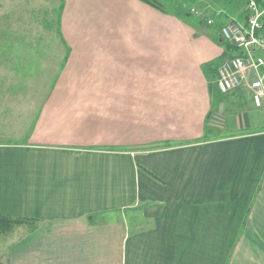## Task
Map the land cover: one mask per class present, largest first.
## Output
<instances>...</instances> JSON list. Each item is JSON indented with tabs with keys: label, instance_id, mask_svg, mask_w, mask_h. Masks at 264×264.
<instances>
[{
	"label": "crops",
	"instance_id": "1",
	"mask_svg": "<svg viewBox=\"0 0 264 264\" xmlns=\"http://www.w3.org/2000/svg\"><path fill=\"white\" fill-rule=\"evenodd\" d=\"M177 3L0 0L14 264H264V105L215 81L243 1Z\"/></svg>",
	"mask_w": 264,
	"mask_h": 264
},
{
	"label": "built area",
	"instance_id": "2",
	"mask_svg": "<svg viewBox=\"0 0 264 264\" xmlns=\"http://www.w3.org/2000/svg\"><path fill=\"white\" fill-rule=\"evenodd\" d=\"M241 15H230L220 26L229 54L217 65L215 78L223 92L243 90L256 106L264 105V0H242ZM191 12L207 23L214 18L196 6Z\"/></svg>",
	"mask_w": 264,
	"mask_h": 264
},
{
	"label": "rangeland",
	"instance_id": "3",
	"mask_svg": "<svg viewBox=\"0 0 264 264\" xmlns=\"http://www.w3.org/2000/svg\"><path fill=\"white\" fill-rule=\"evenodd\" d=\"M162 4L163 2L167 4V6H170L171 8H174L176 6H178V3L175 4V2L179 1V0H159ZM171 1V2H170ZM173 1V2H172ZM183 3H186L187 6H191L193 4V0H183ZM164 5V4H163ZM165 7V5H164ZM228 53V52H227ZM4 59V58H3ZM7 59V57H6ZM6 59L2 60V58L0 57V104H3V101H6L8 104L13 103L14 101H17L19 98H22V96H12L11 97V93L9 92L10 90L7 89L6 85L10 82V86L12 88V80H9V78H14V81L16 82V79H20V84L22 82H28V84L31 82L32 80L30 79H34L35 77H32L31 74H29V72L25 73L22 78H20V75L18 77H16V74L14 71H11L10 69H8V67L6 66L7 62ZM215 77V75H214ZM18 81V82H19ZM21 84V86H22ZM22 90L23 87H22ZM8 95V96H7ZM19 95V94H17ZM258 117L259 120L264 123V110H259L258 112ZM28 226L27 222L24 223H18L17 225H15L13 228H11L10 230H6V231H0V264H14V256H13V250H14V244L17 243L21 237V235L23 234L24 231V227ZM21 228L23 230H21ZM22 231V232H21Z\"/></svg>",
	"mask_w": 264,
	"mask_h": 264
},
{
	"label": "trees",
	"instance_id": "4",
	"mask_svg": "<svg viewBox=\"0 0 264 264\" xmlns=\"http://www.w3.org/2000/svg\"><path fill=\"white\" fill-rule=\"evenodd\" d=\"M144 1L149 2L150 4L163 9L164 5L159 0H144ZM24 219L27 218L0 214V231L10 230L18 223L23 222Z\"/></svg>",
	"mask_w": 264,
	"mask_h": 264
}]
</instances>
